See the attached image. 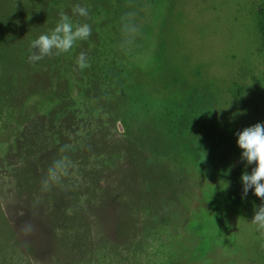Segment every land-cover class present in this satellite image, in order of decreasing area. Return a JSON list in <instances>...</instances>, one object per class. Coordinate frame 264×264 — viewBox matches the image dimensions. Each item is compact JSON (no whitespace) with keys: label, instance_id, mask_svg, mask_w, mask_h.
Instances as JSON below:
<instances>
[{"label":"rangeland","instance_id":"rangeland-1","mask_svg":"<svg viewBox=\"0 0 264 264\" xmlns=\"http://www.w3.org/2000/svg\"><path fill=\"white\" fill-rule=\"evenodd\" d=\"M61 11L91 36L29 62ZM263 26L264 0H0V264H264L235 135L264 123Z\"/></svg>","mask_w":264,"mask_h":264},{"label":"clouds","instance_id":"clouds-1","mask_svg":"<svg viewBox=\"0 0 264 264\" xmlns=\"http://www.w3.org/2000/svg\"><path fill=\"white\" fill-rule=\"evenodd\" d=\"M71 11L73 15L89 16L88 9L80 4L74 5ZM121 22L124 39L120 46L124 49L132 43L138 31L135 24V13H127L121 17ZM91 34L92 28L88 23L74 24L69 15L61 11L55 28L30 42L29 62L35 63L45 57L68 53L78 40H87ZM76 65L80 70L90 67L85 52L79 53L76 58ZM235 135L238 137V146L242 149L241 159L246 161L248 165H256L250 174L245 171L241 176L243 183L242 198H246L249 190L254 189V195L264 201V123L246 127L242 131H237ZM66 161L67 157L54 161L48 170V177L43 181L45 189L49 187V180L57 181L60 174H67ZM251 223L256 226L259 238L264 240V202L254 208V217Z\"/></svg>","mask_w":264,"mask_h":264},{"label":"trees","instance_id":"trees-1","mask_svg":"<svg viewBox=\"0 0 264 264\" xmlns=\"http://www.w3.org/2000/svg\"><path fill=\"white\" fill-rule=\"evenodd\" d=\"M261 11H263V10L261 9ZM263 27H264V26H263ZM263 41H264V38H263ZM254 167H256L255 164H253V165H251V166L246 165V167H245L243 170H241V171H239V172L237 173V175H236V180H237V184H238V186H239L241 189H243V183H242V180H241V176H242V174H243L245 171H247V172L250 174L252 168H254ZM249 191H250V192H254V189H250ZM239 197H240V193H239V191H238L237 189H233V190L230 192L229 199L231 200V202H233V203H237L238 200H239Z\"/></svg>","mask_w":264,"mask_h":264}]
</instances>
